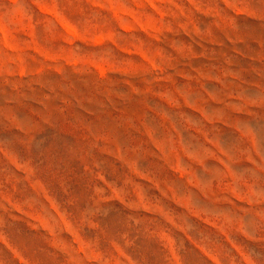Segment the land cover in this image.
Here are the masks:
<instances>
[{"label":"rangeland","instance_id":"374dc122","mask_svg":"<svg viewBox=\"0 0 264 264\" xmlns=\"http://www.w3.org/2000/svg\"><path fill=\"white\" fill-rule=\"evenodd\" d=\"M0 264H264V0H0Z\"/></svg>","mask_w":264,"mask_h":264}]
</instances>
